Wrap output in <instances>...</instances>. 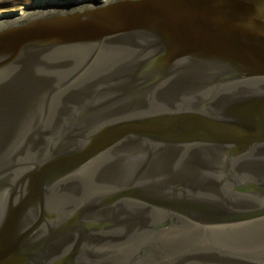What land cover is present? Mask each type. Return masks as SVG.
<instances>
[{
	"label": "water",
	"instance_id": "obj_1",
	"mask_svg": "<svg viewBox=\"0 0 264 264\" xmlns=\"http://www.w3.org/2000/svg\"><path fill=\"white\" fill-rule=\"evenodd\" d=\"M0 264H264V0L0 15Z\"/></svg>",
	"mask_w": 264,
	"mask_h": 264
},
{
	"label": "rangeland",
	"instance_id": "obj_2",
	"mask_svg": "<svg viewBox=\"0 0 264 264\" xmlns=\"http://www.w3.org/2000/svg\"><path fill=\"white\" fill-rule=\"evenodd\" d=\"M33 1L34 0H0V15H10L15 12H20Z\"/></svg>",
	"mask_w": 264,
	"mask_h": 264
}]
</instances>
